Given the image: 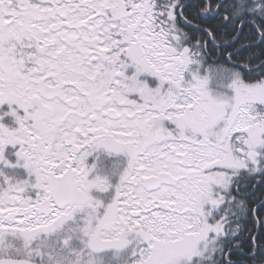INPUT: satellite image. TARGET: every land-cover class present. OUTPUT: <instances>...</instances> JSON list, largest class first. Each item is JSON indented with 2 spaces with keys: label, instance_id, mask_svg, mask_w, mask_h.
I'll return each mask as SVG.
<instances>
[{
  "label": "snow or ice",
  "instance_id": "snow-or-ice-1",
  "mask_svg": "<svg viewBox=\"0 0 264 264\" xmlns=\"http://www.w3.org/2000/svg\"><path fill=\"white\" fill-rule=\"evenodd\" d=\"M0 264H264V0H0Z\"/></svg>",
  "mask_w": 264,
  "mask_h": 264
}]
</instances>
